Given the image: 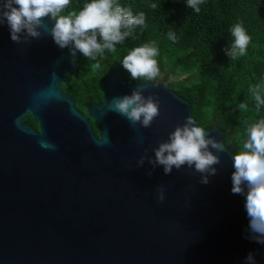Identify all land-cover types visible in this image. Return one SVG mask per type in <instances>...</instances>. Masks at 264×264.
Returning a JSON list of instances; mask_svg holds the SVG:
<instances>
[{"label": "water", "instance_id": "95a60500", "mask_svg": "<svg viewBox=\"0 0 264 264\" xmlns=\"http://www.w3.org/2000/svg\"><path fill=\"white\" fill-rule=\"evenodd\" d=\"M43 23L50 31L55 21ZM40 31L17 44L0 25V264H245L250 252L264 264V245L246 238L245 196L231 191L234 155L225 143L222 153L210 149L221 163L206 185L194 166L170 175L160 166L151 177L147 161L138 166L193 118L190 102L165 82L130 84L112 64L103 102L89 103L85 117L61 87L77 74L81 53L73 63ZM53 84L59 99L38 103L36 94ZM134 90L159 100L147 129L108 108ZM29 114L38 130L23 122ZM205 131L224 142L220 128Z\"/></svg>", "mask_w": 264, "mask_h": 264}, {"label": "clouds", "instance_id": "9594fccd", "mask_svg": "<svg viewBox=\"0 0 264 264\" xmlns=\"http://www.w3.org/2000/svg\"><path fill=\"white\" fill-rule=\"evenodd\" d=\"M70 3L71 0H3L0 4V25H7L11 41L17 44L27 43L29 38H41L43 33L40 29H43L51 35L60 49H68L73 63L78 52L91 60L103 56L106 50L115 52L117 44L123 43L132 35L136 27L145 25L144 13L134 16L130 8L121 7L116 0H91L79 13L71 11L62 15ZM202 3L203 0H187L186 6L198 13ZM152 7L155 8L156 5L153 4ZM46 17L55 21L50 31L43 23ZM231 32L235 39L231 47L226 49V55L235 59L246 54L251 37L242 23L234 25ZM168 38L175 42V33L170 31ZM157 55L158 49L153 41L131 50L124 57L122 67L134 80L145 78L153 81L160 74L155 59ZM91 67L95 71L101 65L97 62ZM56 79L53 74V80ZM250 92L257 109L264 106V83L250 86ZM52 99H59L54 84L36 94L38 103H46ZM108 108L126 118L133 127L139 124L144 129L149 128L160 115L159 100L153 96L145 98L139 90L132 91L131 95L114 97ZM239 108L246 111L247 104L240 103ZM97 142L103 143L101 139H97ZM41 146L55 148V145L44 141ZM210 149L222 153L226 150V145L214 137L206 136L205 129L196 126V122L189 116L183 126H177L169 134L167 141L152 149L154 159L145 152L138 161V166L142 167L147 161L151 165V170L147 172L149 177L160 166L165 175H170L173 168L179 170L187 165L191 169L194 166L195 171L202 174L200 183L206 185L209 177L217 174V169L213 166L221 163L219 156L214 155ZM243 149L233 156L235 171L231 176V191L245 196V209L249 219L246 238L264 245V119L248 127ZM164 199V189L161 187L158 190V200L163 202ZM245 264H257L254 253L247 255Z\"/></svg>", "mask_w": 264, "mask_h": 264}, {"label": "trees", "instance_id": "16d2710c", "mask_svg": "<svg viewBox=\"0 0 264 264\" xmlns=\"http://www.w3.org/2000/svg\"><path fill=\"white\" fill-rule=\"evenodd\" d=\"M90 2L71 0L61 14L79 13ZM116 2L130 8L134 16L144 13L145 25L136 27L132 35L117 44L115 52L106 50L96 60L82 54L83 58L76 62L77 76L62 86L77 99L80 110L86 113L89 102L102 99L103 79L112 64L121 66L128 83L145 81L134 80L123 69L122 61L134 48L155 41L160 74L153 81L165 82L190 102L197 126L220 128L233 155L243 151L248 127L264 119V106L257 109L250 92V86L264 83V0H203L198 13L186 6L187 0ZM237 23H242L251 41L246 54L233 59L226 55V49L234 43L231 29ZM170 31L176 35L175 42L168 38ZM97 62L101 68L94 71L91 66ZM240 103L247 104L246 111L239 108ZM25 121L37 126L31 119ZM93 131L97 133L94 124Z\"/></svg>", "mask_w": 264, "mask_h": 264}, {"label": "flooded vegetation", "instance_id": "af4514ba", "mask_svg": "<svg viewBox=\"0 0 264 264\" xmlns=\"http://www.w3.org/2000/svg\"><path fill=\"white\" fill-rule=\"evenodd\" d=\"M82 55V54H81ZM82 58H83V56H82ZM78 67V66H77ZM78 72H79V70H78ZM78 72H77V74H78ZM77 74H75V75H68L67 77H68V81H69V83L67 84V85H69L70 84V82H71V80H73V78H75L76 76H77ZM104 80V79H103ZM138 83H141V82H138ZM132 84H136V83H132ZM104 85V84H103ZM63 86V85H62ZM61 86V87H62ZM62 90H63V92L64 93H66V94H68V95H71L72 97H74L71 93H69V92H66L64 89H63V87H62ZM104 94V93H103ZM75 98V97H74ZM77 99L75 98V106H76V108H77V110H79L85 117H87L88 115H87V106H86V113H84L83 111H81L80 110V108L78 107V104H77ZM98 102H103V95H102V99L100 100V101H92V102H89V103H92V104H95V103H98ZM88 103V104H89ZM87 104V105H88ZM27 119H31L32 121H34V119H33V117L29 114L25 119H23V122L26 124V125H28V126H30V127H32V128H34V129H36V130H38V123L36 122V121H34L36 124H37V126L35 127V126H33V125H31L30 123H28V122H26L25 120H27ZM90 124H91V127H92V130H93V124H94V122H93V120L92 119H90ZM95 125V124H94ZM94 132V131H93ZM96 135H97V133H95Z\"/></svg>", "mask_w": 264, "mask_h": 264}]
</instances>
